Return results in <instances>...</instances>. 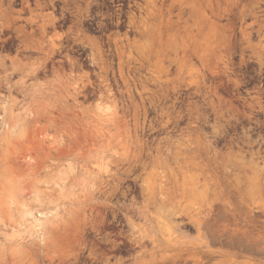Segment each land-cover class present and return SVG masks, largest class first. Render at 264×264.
Returning <instances> with one entry per match:
<instances>
[{
  "label": "rangeland",
  "instance_id": "rangeland-1",
  "mask_svg": "<svg viewBox=\"0 0 264 264\" xmlns=\"http://www.w3.org/2000/svg\"><path fill=\"white\" fill-rule=\"evenodd\" d=\"M263 132L264 0H0V264H264Z\"/></svg>",
  "mask_w": 264,
  "mask_h": 264
},
{
  "label": "flooded vegetation",
  "instance_id": "flooded-vegetation-1",
  "mask_svg": "<svg viewBox=\"0 0 264 264\" xmlns=\"http://www.w3.org/2000/svg\"><path fill=\"white\" fill-rule=\"evenodd\" d=\"M254 133H260V132H254ZM264 133V132H263ZM264 140V138L263 137H261V138H257V140ZM258 146H259V149H261V152H260V157H262V158H264V142L262 141L261 143H259V144H257ZM259 163H264V162H259Z\"/></svg>",
  "mask_w": 264,
  "mask_h": 264
},
{
  "label": "bare ground",
  "instance_id": "bare-ground-1",
  "mask_svg": "<svg viewBox=\"0 0 264 264\" xmlns=\"http://www.w3.org/2000/svg\"><path fill=\"white\" fill-rule=\"evenodd\" d=\"M36 221H38V220H36ZM1 255V254H0ZM1 256H3V255H1ZM3 261V260H2ZM2 261H1V263H2ZM2 264H5V262L3 261V263Z\"/></svg>",
  "mask_w": 264,
  "mask_h": 264
}]
</instances>
